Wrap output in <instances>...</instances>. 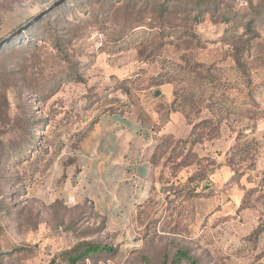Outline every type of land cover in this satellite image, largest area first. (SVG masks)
I'll return each instance as SVG.
<instances>
[{"label": "rangeland", "instance_id": "rangeland-1", "mask_svg": "<svg viewBox=\"0 0 264 264\" xmlns=\"http://www.w3.org/2000/svg\"><path fill=\"white\" fill-rule=\"evenodd\" d=\"M55 1L0 0V41ZM140 2L135 11L150 18V3ZM169 3L172 35L140 27L124 42L116 38L128 30L120 25L128 10L104 9L96 20L82 9L62 11L72 26L59 19L57 33L73 65L58 58L44 27L1 49L0 70L10 75L0 81V264H69L64 253L85 241L113 252L78 264H264V0ZM234 54L246 77L237 74ZM185 57L220 70L232 85L229 100L244 103L240 116L213 113V100L201 113L187 107L188 116L171 106L174 85L155 83L173 74L163 60L181 64ZM112 114L132 116L154 133L152 175L133 210L116 192L123 184L117 170L100 168L99 159L90 192L75 184L82 139ZM220 116L218 136L192 149L207 177L191 200L184 187L194 169L190 147L180 146L194 124ZM169 121L172 137L160 134ZM164 141L178 148L165 151ZM102 204L108 214L97 209ZM178 250L189 260L177 261Z\"/></svg>", "mask_w": 264, "mask_h": 264}, {"label": "trees", "instance_id": "trees-1", "mask_svg": "<svg viewBox=\"0 0 264 264\" xmlns=\"http://www.w3.org/2000/svg\"><path fill=\"white\" fill-rule=\"evenodd\" d=\"M171 0H141L142 6H146L147 3L149 7H151L152 13L150 14V18H143L139 16V13L143 14V8L141 11L136 10V5L139 0H68L65 3L61 4L58 8L53 10L47 16H45L41 21L34 25L32 29H28L18 37L20 38L23 34L30 33L32 30L38 27L45 28V38H48L51 42L52 48L56 51V54L59 59L63 62L67 63L68 65H73V61L70 60L69 55L67 53L66 46L69 43H65L62 39L63 34L57 33V27L60 22L59 19H63L66 21L69 16L62 11L73 10V9H82L85 11L86 16L91 15L92 19L96 20L98 17H103V13L105 12L104 9H108V12L115 13L121 9L128 10L120 20V25L124 29H128L127 31L121 30L117 34V41L124 42L123 39L129 36V32L135 30L136 28H149L158 29V33L160 34L161 38L163 34L172 35V29L168 22V17L172 14L173 7L170 5ZM191 5H196L195 0H190ZM97 4V6H94ZM84 8V9H83ZM107 13V12H106ZM140 17V18H138ZM197 19V16H194V21ZM67 22V21H66ZM155 24H159V26H154ZM67 25H71L72 23H68ZM254 19L253 21H247L245 24V33L246 35L252 34L254 28ZM42 37L43 36H38ZM38 40V39H37ZM13 41L10 42L6 47H12ZM164 44H158V47H161ZM4 48H2L3 50ZM0 50V52L2 51ZM165 64H170L169 70L172 71L173 74H167L165 77H161L155 83V86H162V85H174L173 91V100L171 102L172 107H177L181 110L182 113L188 116L186 113L187 107L189 109H198V113H201V106H203V102L213 100V102H209L215 108V112L221 115L226 114L230 115L232 113H237L239 116L243 113V109L236 110L237 108H241L244 106L242 104H236L234 101L229 100L226 95V90L231 88L232 85L228 83V81H222L221 74L219 73L220 70L212 71V66L205 67L203 64L194 63L190 64L189 59L181 58L180 63L177 64L170 60H163ZM234 66L236 70L239 72L236 73L240 74L241 77H246L244 72L241 69V60L238 54H234ZM8 71H1L0 70V81L7 80L9 77ZM247 80V79H246ZM222 94H219L221 93ZM207 94V98H206ZM218 96V97H216ZM249 101L256 105L255 98L252 94H248ZM210 106H206L205 109L208 110ZM203 109V108H202ZM221 116L219 120L214 121L211 119H203L200 122L193 125L189 139L183 146L181 147L182 152L186 151V145L190 147L186 154L188 157L192 159L190 166L194 167L193 172L187 178L185 183V190L189 195L191 200L197 198L199 196L197 191L198 185L204 181L207 177V172L202 168L201 161L197 157V155L193 152V147L197 144H202V141L205 140H213L219 134L220 124L222 123ZM161 149L164 147L165 151L171 149L173 144L164 141V144L161 145ZM173 148H178L177 145ZM172 148V149H173ZM175 150V149H173ZM7 154H4L5 156ZM196 160L197 162H194ZM112 248L108 246H101L98 244H93L90 242H81L74 247H72L69 251L64 253L66 259L69 264H78L83 262L95 255L102 254V253H112ZM175 259L180 261L181 259L189 260L186 253L182 250H178L176 252Z\"/></svg>", "mask_w": 264, "mask_h": 264}, {"label": "crops", "instance_id": "crops-1", "mask_svg": "<svg viewBox=\"0 0 264 264\" xmlns=\"http://www.w3.org/2000/svg\"><path fill=\"white\" fill-rule=\"evenodd\" d=\"M177 115L172 114L171 119ZM171 125V121L165 124L160 134L170 133L168 130ZM153 134L145 123L129 115L112 114L101 117L80 143L81 164L75 180L76 186L87 193L90 192L93 184L91 169L99 159L100 168L109 165L117 170L116 178L123 184L118 186L119 190L116 192L121 194L126 202L122 207L126 210L135 209L144 202V194L153 171ZM127 176L132 182L129 183ZM99 198L103 199L101 196ZM106 199L111 200L109 197ZM109 208V204L97 205L102 214H108Z\"/></svg>", "mask_w": 264, "mask_h": 264}, {"label": "water", "instance_id": "water-1", "mask_svg": "<svg viewBox=\"0 0 264 264\" xmlns=\"http://www.w3.org/2000/svg\"><path fill=\"white\" fill-rule=\"evenodd\" d=\"M68 0H57L54 3H52L48 8H46L44 11L39 13L38 15L34 16L30 21H28L23 26L19 27L17 30H15L13 33H11L8 37L4 38L0 41V50L8 45L10 42L15 40L19 35L33 27L35 24H37L39 21H41L45 16H47L49 13H51L53 10L58 8L61 4L65 3ZM155 97H158L160 95L159 91L155 92Z\"/></svg>", "mask_w": 264, "mask_h": 264}]
</instances>
